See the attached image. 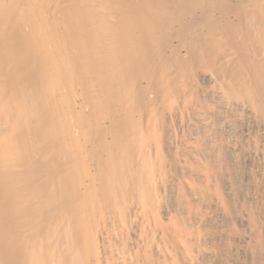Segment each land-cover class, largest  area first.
Here are the masks:
<instances>
[{
  "label": "bare ground",
  "instance_id": "bare-ground-1",
  "mask_svg": "<svg viewBox=\"0 0 264 264\" xmlns=\"http://www.w3.org/2000/svg\"><path fill=\"white\" fill-rule=\"evenodd\" d=\"M0 264H264V0H0Z\"/></svg>",
  "mask_w": 264,
  "mask_h": 264
}]
</instances>
